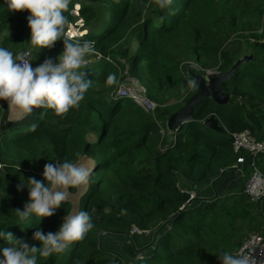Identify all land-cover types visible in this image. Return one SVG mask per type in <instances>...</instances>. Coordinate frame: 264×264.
Instances as JSON below:
<instances>
[{"label": "trees", "instance_id": "obj_1", "mask_svg": "<svg viewBox=\"0 0 264 264\" xmlns=\"http://www.w3.org/2000/svg\"><path fill=\"white\" fill-rule=\"evenodd\" d=\"M99 1L69 0L65 11L68 22L81 17L87 32L79 39L94 41L101 55L82 69L91 84L80 106L62 116L35 108L7 121V103L0 100V229L38 246L33 231L54 232L74 209L88 212L93 228L37 264H119L123 256L103 245L107 237L123 240L131 260L142 253L131 264H220V251L234 253L249 234L264 232V197L252 202L243 192L252 156L234 151L229 134L249 129L256 139L264 137V0H173L163 10L155 0ZM74 2L80 4L78 15L69 10ZM133 14L139 17L135 23ZM28 15L10 12L0 0L2 44L24 46ZM62 49L61 40L52 48L33 47L32 61H55ZM185 59L225 71L218 86L228 98H202L187 120L169 128L170 115L197 95L194 74L180 66ZM141 70L149 83L146 95L158 103L154 114L124 96L110 97L120 72L137 78ZM173 96L178 101L167 103ZM209 115L219 131L206 124ZM32 123L35 131H29ZM82 155L95 165L77 200L63 202L52 216L17 224L14 210L28 199L17 185L42 179L45 163H75ZM255 164L264 173V153ZM235 169L242 176L230 189L222 176ZM219 180L229 189H216L212 183ZM132 226L148 231L130 233ZM99 231L108 232L101 247ZM7 246L0 240V248Z\"/></svg>", "mask_w": 264, "mask_h": 264}, {"label": "clouds", "instance_id": "obj_2", "mask_svg": "<svg viewBox=\"0 0 264 264\" xmlns=\"http://www.w3.org/2000/svg\"><path fill=\"white\" fill-rule=\"evenodd\" d=\"M155 2L163 10L169 8L173 0ZM6 3L10 12L28 11L26 21L31 46L37 49L52 48L57 40H61L63 49L55 61L46 58L33 67L31 60L21 55L14 57L8 48L0 47V100L23 116L30 115L35 108L51 109L57 116L78 108L91 84L82 69L86 57L94 52V41L63 38L68 24L65 11L69 0H6ZM82 28L85 29V26ZM131 78L138 81L135 77ZM108 81H113L111 75ZM118 83H128V80ZM35 129L36 124L32 123L29 131ZM89 174L82 164L69 160L45 163L42 179L29 177L26 184L20 182L17 185V191L26 189L28 195L23 208L14 210L17 224L33 216L39 220L52 216L68 200L69 189L86 184ZM92 228L88 212L78 211L63 216L54 232H44L37 227L31 238L39 242L38 246L30 245L23 238H13L11 233L0 229V240L9 244L0 248V264H37L38 258L46 259L52 254L63 252L71 243L83 240ZM218 260L220 264H254L249 253L242 249L235 253L220 251Z\"/></svg>", "mask_w": 264, "mask_h": 264}, {"label": "rangeland", "instance_id": "obj_3", "mask_svg": "<svg viewBox=\"0 0 264 264\" xmlns=\"http://www.w3.org/2000/svg\"><path fill=\"white\" fill-rule=\"evenodd\" d=\"M89 1V0H87ZM97 3H101L99 0H96ZM79 8H80V4L79 3H76L74 2L72 5H71V9H69L73 14L75 15H78L76 14L78 11H79ZM127 12L129 13L130 11L127 10ZM79 17H77L76 19L74 20H70L68 22V24L66 25L65 27V31H64V39H79L80 37H83L84 34L87 32V28L85 27V29L82 28V26H84V23L82 22V20L78 19ZM139 17L137 14H133V16L131 17V20H134L133 22H137ZM133 24V23H132ZM26 30H28V28H26ZM25 30V34H24V39L28 38L29 37V32ZM238 41V40H237ZM242 43V41H238L237 42V45L240 46V44ZM0 47H5V48H8L10 51L13 52L14 54V57L16 55H21L23 56L24 58L26 59H29L31 60V64L33 67L36 66L35 63H33L32 61V49H33V46L30 45V43L28 42V39L24 42V46H21V45H16V47L12 46V42H6L5 44H2L1 40H0ZM25 47V48H24ZM53 54V52L51 53ZM99 59L101 58V55L95 52L89 54L87 57H86V65H88L90 63V61H92L93 59ZM121 62H124L123 59H121ZM181 68L182 67H186L188 71H190L191 73L193 74H200L202 75L203 77H205V79L207 80V86L209 87L210 91H211V95L213 96V100H216L218 102H225L227 101V98H228V94L226 92H224L223 90H221L218 86V83L220 81L221 78H223L224 76H226L225 74V71L223 70H218L216 67H205L203 66V61L201 59H198V61H195V60H188V59H185L184 61L181 62L180 64ZM121 73L124 74V78L123 81H127L129 78L133 77L132 75L126 73L125 71H122L120 72L119 74V78L121 77ZM119 78L117 79L116 81V85H114V88L113 90L110 92V97L113 98V99H117L120 97L119 95V90H120V86L122 84L118 83L119 81ZM106 78L103 79V81L105 80ZM138 81L136 80H133L131 81V84L132 86L136 89V91H139V92H142V91H145L147 93V88H148V81H145V78H144V75H143V71L141 70L140 73H139V76L137 77ZM195 79V77L193 78ZM189 84V82H188ZM102 85V83H101ZM189 86L192 88V85L189 84ZM127 100L129 98H126ZM148 99L154 104V108L153 110H149L152 114H154V111H155V108L158 106V103L156 101H154L153 99H151L150 97H148ZM178 100L175 96H173L167 103H176ZM140 106V105H139ZM141 107V106H140ZM144 111H147L146 109H144L143 107H141ZM24 116L14 110L13 108H11L10 106L7 105V116H6V120L9 121H16V120H19L21 118H23ZM96 118L98 119V114L96 115ZM5 120V121H6ZM208 120L209 121V124L211 126H219L218 125V122H217V119L213 116V115H209V117H207L205 119V121ZM158 125H160L159 122H157ZM220 127V126H219ZM230 133V132H229ZM167 133L164 132H161V135H166ZM75 163H78V164H82V166L86 167L88 170H89V173L90 171L92 170V168L94 167V161L91 157H88L86 155H82L80 157H77V160ZM241 165H242V162H241ZM250 166L252 167V165L250 164ZM256 167V165H255ZM145 168H147V166H145ZM257 168V167H256ZM238 169V168H237ZM226 170V172H224L223 176H222V179L225 180V183H227V186L232 189V188H237L238 187V184L240 182V179H241V173L239 172V170ZM241 175V176H240ZM88 182L86 184H84L83 187H81L80 189L78 187H75V188H70L69 189V198L70 200H74L76 201L77 200V197L81 194L82 190H85L86 187H88ZM211 184H207V185H203L205 186L204 189H206V191H208V188ZM213 186L216 187V189H221V187L219 186H223L225 187L224 185H222L221 181H216L214 182V184L212 183ZM211 186V187H213ZM227 187H225L224 190H227L229 189ZM190 195L193 197L195 195L194 191H190ZM75 211L74 209H72L70 211V213L68 215H72L74 214ZM146 231L148 230H140V232H137V234H141V233H145ZM261 232V231H260ZM103 239V238H102ZM104 244L105 246H107L108 248L110 247V249L112 250H116L118 251L120 254H122V258H118V263L119 264H127V263H132V260L135 258H138L139 255H141L142 253L140 252H137L134 256V258L131 260L132 256L128 255L127 257L125 256L126 255V249H125V242L121 239H118V238H104ZM120 261V262H119Z\"/></svg>", "mask_w": 264, "mask_h": 264}, {"label": "built area", "instance_id": "obj_4", "mask_svg": "<svg viewBox=\"0 0 264 264\" xmlns=\"http://www.w3.org/2000/svg\"><path fill=\"white\" fill-rule=\"evenodd\" d=\"M133 80L135 79L129 78L128 83H120L122 85L120 86L119 95L133 99L138 105L150 112L149 110H153L154 104L148 99L145 91H136L131 84V81ZM163 130L164 128L159 125L160 134ZM229 134L232 139V147L234 151L242 149L252 156L250 163L252 165V172L244 183L243 192L248 196L250 201H261L264 197V173L256 168L257 166L255 167V158L260 153H264V137L262 139H256L249 129L233 131ZM2 167L3 164L0 162V170ZM137 232H140V230L137 227L132 226L130 233ZM241 249L249 253L254 264H264V232H254L249 234L235 252ZM138 257L141 258L142 256L139 255Z\"/></svg>", "mask_w": 264, "mask_h": 264}, {"label": "water", "instance_id": "obj_5", "mask_svg": "<svg viewBox=\"0 0 264 264\" xmlns=\"http://www.w3.org/2000/svg\"><path fill=\"white\" fill-rule=\"evenodd\" d=\"M194 77H195L196 82H197V95H196V97L194 98L193 101H188L185 105H183L177 111H175L174 113H172L170 115V117L168 118V121H167L168 122L167 126L169 128L174 127L175 122H183V121L187 120L189 118V110H190V108H192L193 105L196 102H198L199 100H201L202 98H205V97L211 95L210 94L211 91H210L209 87L207 86V82H206L207 80L205 79V77H203L200 74H194ZM205 122H206V124L210 125L208 120H206ZM215 129L217 131H219L220 127L219 126H217V127L215 126ZM241 162L242 161L238 162V164L236 165L237 168H239L241 166ZM222 172H223V170H222ZM106 234H108V232L99 231V234H98V245H99V247H101V239H102V237L104 235H106Z\"/></svg>", "mask_w": 264, "mask_h": 264}]
</instances>
